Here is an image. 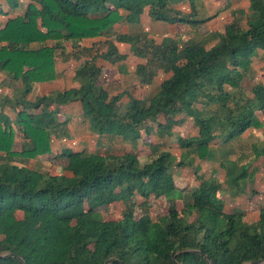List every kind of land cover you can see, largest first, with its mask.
Instances as JSON below:
<instances>
[{"label":"trees","instance_id":"16d2710c","mask_svg":"<svg viewBox=\"0 0 264 264\" xmlns=\"http://www.w3.org/2000/svg\"><path fill=\"white\" fill-rule=\"evenodd\" d=\"M2 1L23 13L0 28V90L5 78L20 82L11 100L0 94V264H264V208L254 221L224 213L211 187L220 183L204 180L197 169L189 188H176L170 154L161 145L150 146L148 160L137 165L133 150L101 156L65 149L56 155L65 159L60 173L28 166L31 159L53 157L50 137L66 134L57 117L73 102L95 138H120L131 146L151 133L169 136L177 117L191 119L198 135L178 139V146L200 160L217 137L226 144L258 127L264 87L243 84L255 76L252 63L264 62V0H247V8L237 10L241 19L214 31L205 25L210 18L194 9L199 0H25L24 7L23 0ZM143 15L195 29L199 39L157 41L115 31ZM95 37L102 39L97 45L79 42ZM65 42L78 60L77 86L29 101L36 83L53 78L57 58L70 56ZM127 56L141 61L133 74L139 85H149L158 72L169 76L151 97L122 104L99 83L105 68L96 61L113 66ZM135 196L174 200L180 209L154 221L144 212L134 219L94 216L115 202L131 207Z\"/></svg>","mask_w":264,"mask_h":264},{"label":"crops","instance_id":"0c3cea01","mask_svg":"<svg viewBox=\"0 0 264 264\" xmlns=\"http://www.w3.org/2000/svg\"><path fill=\"white\" fill-rule=\"evenodd\" d=\"M0 8L4 12H6L5 15H0L1 28L4 25L9 13L19 10L20 8L14 11H10L2 0H0ZM246 8L247 0H245V4L243 7L241 6V8L233 9V12H236L237 10H245ZM194 9H196L198 14H205L206 16V8H204L203 6V0H199L195 4ZM157 23L165 28V32L157 35L156 37L146 34L148 37L155 38V40L157 41H159L163 36L173 35H181V38L184 39L183 37L186 36L185 34H189L187 33L189 30L194 31L195 37H189L188 35V37L186 38H198L197 31L195 29L188 28L187 26L169 25L160 22ZM121 26L122 30L119 31ZM139 26L142 29L141 18L137 24H119L117 26H114V29L120 34H145V32H142L140 29L137 28ZM176 27H180L181 29L185 30L176 31L174 30V28ZM65 44L66 43L63 44L65 52L70 54V56H68L67 60L65 61H62L59 58V61L56 60L53 78L49 81L36 83L33 86L32 93L28 96L29 101H33L36 96L53 94L55 92H63L65 90L75 88L77 86L75 80L73 79V70L78 63V60L73 59L71 56L72 49L70 47V43L68 48ZM119 48L120 50L126 52V49L123 46H120ZM59 63L65 65H67L68 63L70 64L64 67L63 70L62 67L59 69L57 68ZM139 63H141V61H139L133 56H127L125 61L113 66H108L102 61H96L97 66H102L103 68H105V76L103 77V82H101V84L103 85L102 87L108 92L109 96L120 95L122 97L120 99L121 103L125 104L130 98L142 100L147 99L156 93L160 83L164 79H166L169 74L158 72L153 77L149 85H139L133 75L134 68ZM255 63L258 64L257 67H255ZM252 66L255 70V75H257L258 72L264 68V62L261 60H256L252 63ZM114 72L117 73V75L119 76L118 78H114L112 76ZM14 83L19 84L17 89H15L16 87H13ZM4 84L5 86H3L2 89H8L4 91L3 94L0 92V94L6 96L8 99L11 100L13 97L16 96L17 90L20 88V82L11 81L9 78H5ZM209 109L211 110L215 108L214 106H209ZM11 113L13 114L12 117L8 115L10 119L14 117V113L12 111ZM80 116V105L78 102L69 103L61 107V114L57 117V119L59 122L65 121L64 132L66 134L65 136H60L57 134L58 138H55L53 136L50 137L51 145L49 154L56 156L62 150L68 149L73 152L83 151L88 154L103 156L109 154L120 155L133 150L137 157L140 150H143L144 152L146 151V158L142 163H140L143 164L148 160L149 156L151 155L150 146L161 145L160 150L169 152L170 157L172 158L171 165L173 163V165L175 166V163H177L178 160H174L173 157L179 156L180 154L186 155L189 152L188 149L179 148L178 139L186 140L190 138H196L198 135V131L193 125L191 119H180L177 117L175 126L171 129V134L169 136H163L161 138H158L154 133H151L139 139L134 146H131L129 143L123 142L120 138H113L109 140L105 138H95L90 133L87 128V124L82 121ZM178 121H181L180 125H177ZM188 122H191L192 125ZM257 123L259 127L247 129L241 135L226 144H223L222 140L217 137L212 143L209 144L208 153L205 159L200 160L197 156H193L191 153H189L188 157H190V159L188 161H185L187 165H183L180 167H187L186 170H188L189 173L192 170V174L193 170L197 169L204 180L213 178V176L216 175V181L220 183V189L222 193L220 200H222L223 203V212L243 213L244 219L247 221H254L257 218V210L259 208H264V195L262 194L264 192V178L261 179V177H259L256 183H249L246 181V184H244L243 188H241L237 186L236 181H232L234 180V177H231V175L235 172L237 175H239L238 173L241 172L239 177L246 180V173H244V171L242 172V168L248 163H251L252 167L255 165L257 168L260 169V173H263L264 159H262L263 157L260 156V147L264 148V143L259 142V138L260 136H262L264 140V132L260 129V125L264 124V110L259 112L257 116ZM151 130L155 131L154 124L151 125ZM260 143L263 144V146H259ZM210 149H216V155L209 154ZM255 153L258 154V157L255 156ZM1 155L2 154H0V156ZM233 160L235 161L234 166ZM39 161L45 162L48 161V159H39ZM225 168H228L230 172L228 175V182L230 183V185L227 184ZM185 179L186 178L179 177L178 179H176V183L173 179V183L176 188L180 189L185 187L182 183ZM181 184H183V186H181ZM192 184L193 181L191 182V185ZM191 185L190 183H188L187 187L189 188ZM245 190H251L250 192L258 193V196H261V202L263 205L258 209H253V207L249 209L247 206L248 203L246 202L250 201L252 205V198H250L249 195H244L243 191Z\"/></svg>","mask_w":264,"mask_h":264},{"label":"rangeland","instance_id":"374dc122","mask_svg":"<svg viewBox=\"0 0 264 264\" xmlns=\"http://www.w3.org/2000/svg\"><path fill=\"white\" fill-rule=\"evenodd\" d=\"M25 3H26V1L23 0L22 1L23 7H24ZM244 4H245V0H203V6H204V8H206V16L210 18L205 23L208 31H214L215 29L221 28L226 23H229L232 20V18L236 17L237 19H241L238 17L237 11L233 12V9L241 8V6L242 7L244 6ZM22 13H23V9L20 8L19 10H16L14 12L9 13L8 17L14 18L15 16H21ZM141 25H142V29L140 26L137 28L140 29L142 32H145V34H147V35H151V36L156 37L157 35L165 32V28L162 25H159L157 22L152 21L147 16L141 17ZM121 30H122V26L119 29V31H121ZM174 30H176V31L183 30L184 31L185 29H181L180 27H176V28H174ZM187 33H189L188 34L189 37H195L194 31L189 30ZM185 35L186 36L183 37L184 39L186 37H188L187 34H185ZM98 41H102V39H100L99 37H95V38H90V39H82L79 42H81L82 44H85V45H90L91 43H95L97 45ZM65 43H66L65 44L66 47L68 48L69 43H67V42H65ZM57 60L59 61L58 58H57ZM69 64L70 63H68L67 65L59 63L57 68L59 69L62 67L64 70V67L68 66ZM254 65H255V67L258 66V64H256V63ZM112 76L114 78L119 77L116 72H114L112 74ZM101 82H103V78L99 79L100 84H101ZM251 83H257V84H260L264 87V68L261 69L258 72V74L253 77V79L249 82V84L247 82H245L243 85H244V87L249 88ZM18 86H19L18 83L13 84V87H16L15 89H17ZM7 89L8 88H3L0 92L3 94V92L6 91ZM2 110H3V113L5 115H7V116L9 115L10 117L13 116V114L11 113V111H10L9 107H7V105L3 106ZM188 123H191V122H188ZM180 124H181V121H178L177 125H180ZM191 125H192V123H191ZM258 127H259V125H258ZM260 129L264 132V124L260 125ZM192 139H194V138H190V140H192ZM259 142L264 143L262 136H260ZM259 146H263V144L260 143ZM145 153H146V151L144 152L143 150H140V152L138 153V156L135 157V159H134V165H137L138 163H142L145 160V158H146ZM216 153H217L216 149H210V151H209V154L216 155ZM260 153H261L260 156H262L263 157L262 159H264V148L260 147ZM188 155H189V152L186 155L180 154L179 156L173 157V159L181 161V162H185V161H188L190 159V157H188ZM28 166H29V168L36 169L42 173L57 174V173H60L61 169L65 166V159L57 157V156H53L52 158H50L48 161H45V162H40L37 159H31L28 162ZM180 167L181 166L175 167L172 163V165L170 167V172L172 174V177H173L175 183L177 182L176 179H178L179 177L186 178L182 183L184 184L185 187H187L188 183H190V185H191V182L195 181L194 175L192 174V170L190 173L188 170H186L187 167H182V168H180ZM243 171H244V173H246V180L239 177L241 172L238 173L239 175H237L236 172L231 175V177H234L233 179H235L238 187L243 188L244 184H246V181L249 183H252V182L256 183L257 179L259 177H261V179L264 178V171L261 174L260 169L257 168L255 165L252 167L251 163H248L247 165H245L242 168V172ZM215 176L216 175H214L213 178H209L206 180L207 181L213 180L215 182L216 181ZM263 181H264V179H263ZM179 183H181V182H179ZM183 184H181V186H183ZM211 187L213 189H217L215 191L214 195L220 199L222 196L220 186L216 187L214 185H211ZM250 191L251 190L243 191L244 195L250 196ZM246 203H250V201H248ZM262 205L263 204L261 202V196L257 195L255 197H252L253 209H258ZM179 209H180L179 203L174 201V200H164L163 198H151V197H148L147 199H143L141 197L135 196L134 201H133V205L131 207H128L125 209L119 202L118 203L115 202L110 207L99 210L96 214H94V216L98 219L99 218L103 219V217H108L110 219H116L119 216H126L128 218L134 219L137 216H139L140 213L144 212V213H147L150 216V218L154 221L160 216H163V215H165L171 211L179 210ZM16 217L20 218L21 214L19 212L16 213Z\"/></svg>","mask_w":264,"mask_h":264}]
</instances>
